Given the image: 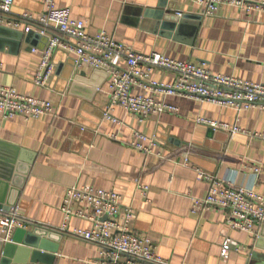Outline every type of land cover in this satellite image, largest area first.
<instances>
[{
  "label": "crops",
  "instance_id": "1",
  "mask_svg": "<svg viewBox=\"0 0 264 264\" xmlns=\"http://www.w3.org/2000/svg\"><path fill=\"white\" fill-rule=\"evenodd\" d=\"M53 3L67 8L73 19L84 21L88 34L103 32L136 54L158 53L203 66L213 74L264 85V11L222 5L206 16L201 6L189 0ZM44 9V0H14L12 13L38 15ZM159 10L185 23L162 30L154 17ZM4 43L0 38V47ZM46 43L40 36L30 45L22 42L18 50L11 42L0 50V86L49 101L54 107L52 115L38 119L0 118V157L15 155L22 171L26 162H32L24 181L15 180L20 188L13 187L5 198L15 203L12 209L41 231L58 229L67 189L92 186L121 196L122 206L135 214L132 230L149 236L166 264H264V228L237 231L227 225L222 211H192L193 200L204 198L208 190L196 169L226 185L264 196V141L254 136L264 135V109L237 111L178 95H156L177 112L140 121L119 107L109 109L106 77L91 69L76 73L73 56L64 51L53 54L47 86L35 85L40 54L32 50H42ZM77 74L80 81L74 80ZM149 79L167 84L174 75L153 71ZM133 92L148 93L141 88ZM198 119L236 127L238 132L218 129L208 139L211 128L198 124ZM137 134L152 141L151 153L134 148ZM138 185L148 187L146 197ZM69 226L88 229L91 224L72 218ZM23 230L32 232L35 226ZM21 239L32 240L25 235ZM226 241L227 252L222 256ZM47 246H55L56 252L38 250L36 256L33 250L29 255L22 252L18 262L8 264H98L100 258L98 247L62 234L52 235Z\"/></svg>",
  "mask_w": 264,
  "mask_h": 264
},
{
  "label": "built area",
  "instance_id": "2",
  "mask_svg": "<svg viewBox=\"0 0 264 264\" xmlns=\"http://www.w3.org/2000/svg\"><path fill=\"white\" fill-rule=\"evenodd\" d=\"M202 7L206 16L213 15L222 5L236 7L243 11H264V0H189ZM14 0H0V27L20 31L24 34L37 33L47 38L40 54L34 83L45 88L53 73L52 57L57 50L74 58V71L83 69L101 71L106 75V95L109 109L119 107L126 113L144 121L164 113L174 114L177 108L158 100L178 95L229 107L237 111L254 107L264 109V85L243 81L232 76L213 74L203 66L170 59L158 53L141 55L134 53L121 42L105 33L90 35L85 30V22L73 19L67 8H57L53 0H44L45 9L38 15L23 13L13 15ZM153 71H166L174 75V80L161 84L149 79ZM134 88L148 93L136 94ZM100 91V88L96 89ZM54 107L49 101L18 94L13 88L0 86V118L22 117L25 120L52 115ZM198 124L213 130L236 127L205 119ZM133 146L149 154L152 141L142 134ZM264 141V135L255 134ZM145 142L150 145L144 146ZM197 178L208 184L206 196L194 199L192 211L218 210L225 215L227 225L237 231L252 233L254 227H264V196L252 190L226 185L215 175L196 169ZM142 196L146 197L147 186L138 185ZM62 225L54 231L74 239L94 245L99 249L98 264H166L156 253L153 240L132 230L135 214L124 208L121 196L92 186L70 187L61 206ZM72 218L87 221L88 229L71 228ZM38 226L27 220L20 211L0 210V241L10 242L16 229ZM225 242L221 255L227 252Z\"/></svg>",
  "mask_w": 264,
  "mask_h": 264
},
{
  "label": "water",
  "instance_id": "3",
  "mask_svg": "<svg viewBox=\"0 0 264 264\" xmlns=\"http://www.w3.org/2000/svg\"><path fill=\"white\" fill-rule=\"evenodd\" d=\"M156 26L160 27L162 30L170 31L174 28H178L177 26H182L185 23L183 18H179L177 16H173L169 13H166L162 10L156 11L155 15ZM2 31V36L0 37L3 41L11 42L15 45V50H18L21 43L25 42L26 44H31V42L35 39H39L40 36L37 33L29 32L22 33L20 31L11 30L8 28L0 27ZM45 41L47 42V38L45 37ZM4 43L1 45L0 50H2L7 44ZM72 66L74 67V61L72 62ZM101 72V71H99ZM105 77V73L101 72ZM73 73L70 74L68 80H70ZM75 81H80L79 75L74 76ZM97 88V87H96ZM213 129L211 128L209 133L207 134L208 139L212 137ZM2 149L0 148V151ZM1 153V152H0ZM15 156V155H14ZM14 156L12 158L9 157H0V210L8 212L10 211L15 203H9L5 198L8 197V193L13 191V187L20 188L21 184L16 183V179H21L23 182L28 173V168H30L32 162H26V170H20L19 164L16 163ZM189 161V159H187ZM18 161L22 162V158L19 157ZM264 228V227H262ZM25 235L30 237L32 240L26 241L25 239H21V236ZM52 235H56L57 237H61V234L54 230H40L38 226L35 227L34 231L26 232L23 229H16L12 234L10 242H1L0 241V264H8V262H18L17 257L22 252L25 254H30L31 250H33L34 256L38 254V250H50L56 252V247L50 248L49 238H52ZM15 257V258H14ZM252 258H256L255 255ZM11 259V260H10Z\"/></svg>",
  "mask_w": 264,
  "mask_h": 264
}]
</instances>
